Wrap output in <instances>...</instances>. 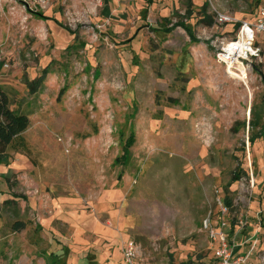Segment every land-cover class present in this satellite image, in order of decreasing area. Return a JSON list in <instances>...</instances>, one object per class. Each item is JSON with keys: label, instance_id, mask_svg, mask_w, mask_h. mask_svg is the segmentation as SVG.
I'll return each mask as SVG.
<instances>
[{"label": "rangeland", "instance_id": "1", "mask_svg": "<svg viewBox=\"0 0 264 264\" xmlns=\"http://www.w3.org/2000/svg\"><path fill=\"white\" fill-rule=\"evenodd\" d=\"M209 2L239 21L264 6L0 0V86L28 118L0 161V264H124L128 242L134 264H218L203 220L224 197L229 243L264 264V53L219 62L233 26ZM180 22L196 43L159 31Z\"/></svg>", "mask_w": 264, "mask_h": 264}, {"label": "built area", "instance_id": "2", "mask_svg": "<svg viewBox=\"0 0 264 264\" xmlns=\"http://www.w3.org/2000/svg\"><path fill=\"white\" fill-rule=\"evenodd\" d=\"M43 2L45 0H39ZM213 14L214 23L218 28L223 26H233L232 36L228 40L223 39L220 42L219 51L216 54L219 62L224 63L228 68V62L249 63L252 61L258 62L262 59L264 53V6H260L257 13L252 19L236 20L232 16L224 12L216 10L209 2ZM220 217L216 223V229L211 228L210 216H206L203 220V227L209 232L208 237L213 247V256L218 264H248L249 253L236 254L234 253V245L228 241V233L225 231L226 223L224 216L227 214V209L222 202L218 201ZM240 225L242 221L238 222ZM135 248L133 242H128L124 249L123 261L124 264H134Z\"/></svg>", "mask_w": 264, "mask_h": 264}, {"label": "trees", "instance_id": "3", "mask_svg": "<svg viewBox=\"0 0 264 264\" xmlns=\"http://www.w3.org/2000/svg\"><path fill=\"white\" fill-rule=\"evenodd\" d=\"M143 1H144V6L142 9V17L145 19L147 12H148V7H149V5H151L153 3V0H143ZM205 8H206V6H203V8H202L203 12L205 11ZM42 18L46 22L49 21V18H47L45 16H42ZM205 18L209 19L207 17H205ZM206 19L202 21L203 24L206 26H210L212 21H210V20L206 21ZM165 21H167V20L165 19ZM173 27L182 28V30H184V32L187 34L191 43H196L198 41L194 37V35L192 34L193 28H191L190 26H188L187 24H185L183 22H180L178 24L177 23L173 24L169 28H166L164 30H159V31H162L164 34H166V33L171 32L173 30ZM47 71H48L47 68L42 70V75L35 82L36 85H34V84L28 85L30 92L34 93L36 91L37 86L40 85V83L44 79L45 75L47 74ZM10 106H11V102H10L9 95L4 90V88H2L0 86V161L3 159V157H4L8 147L10 146V144H12L15 139L20 137L21 133L24 132L28 126L27 115H25V114H23L17 110L11 109ZM251 114H252L253 119H250V121H249L250 128H251L250 137L248 139L249 145H251V143H253L255 141V139L259 138V136H260V134L258 132H255L257 125H258L257 124L258 121L256 119V114L253 111V109L251 111ZM129 139L125 143L126 145L123 148L122 155L117 158V161L120 164H125L128 160V148L133 141L132 136ZM238 179H239V176H236V178H233V182H237ZM222 204L227 210L231 208V203H230V200L228 197L223 198ZM18 225L19 224H16L15 226H18ZM227 233H228V235H230V234L236 235L237 234V232H235V230H233V229L232 230L230 229ZM64 249H67V248L65 247ZM67 252H68V250H67ZM237 252H238V247L236 250H234V253H237ZM207 264H210V263H207Z\"/></svg>", "mask_w": 264, "mask_h": 264}]
</instances>
